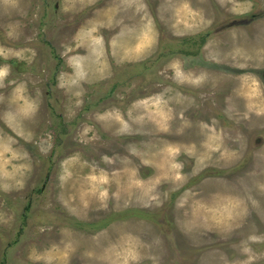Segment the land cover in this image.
Wrapping results in <instances>:
<instances>
[{
  "label": "rangeland",
  "instance_id": "rangeland-1",
  "mask_svg": "<svg viewBox=\"0 0 264 264\" xmlns=\"http://www.w3.org/2000/svg\"><path fill=\"white\" fill-rule=\"evenodd\" d=\"M0 264H264V0H0Z\"/></svg>",
  "mask_w": 264,
  "mask_h": 264
}]
</instances>
